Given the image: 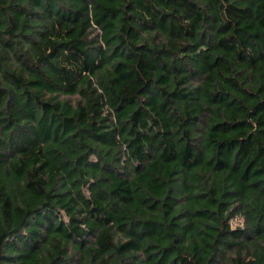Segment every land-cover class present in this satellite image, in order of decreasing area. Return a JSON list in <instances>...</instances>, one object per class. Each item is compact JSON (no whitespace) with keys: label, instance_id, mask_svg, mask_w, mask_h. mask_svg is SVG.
<instances>
[{"label":"trees","instance_id":"obj_1","mask_svg":"<svg viewBox=\"0 0 264 264\" xmlns=\"http://www.w3.org/2000/svg\"><path fill=\"white\" fill-rule=\"evenodd\" d=\"M0 264H264V0H0Z\"/></svg>","mask_w":264,"mask_h":264},{"label":"rangeland","instance_id":"obj_2","mask_svg":"<svg viewBox=\"0 0 264 264\" xmlns=\"http://www.w3.org/2000/svg\"><path fill=\"white\" fill-rule=\"evenodd\" d=\"M242 219L241 218H237L235 219L233 222H232V226L233 227H237L238 225H241L242 224Z\"/></svg>","mask_w":264,"mask_h":264}]
</instances>
